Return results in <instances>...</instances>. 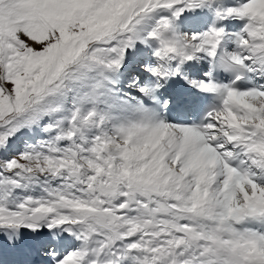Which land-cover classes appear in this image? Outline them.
I'll return each instance as SVG.
<instances>
[{
  "label": "snow or ice",
  "instance_id": "snow-or-ice-1",
  "mask_svg": "<svg viewBox=\"0 0 264 264\" xmlns=\"http://www.w3.org/2000/svg\"><path fill=\"white\" fill-rule=\"evenodd\" d=\"M0 264H264V0H0Z\"/></svg>",
  "mask_w": 264,
  "mask_h": 264
}]
</instances>
